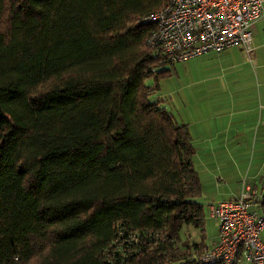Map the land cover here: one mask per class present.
I'll return each mask as SVG.
<instances>
[{
	"label": "trees",
	"instance_id": "obj_1",
	"mask_svg": "<svg viewBox=\"0 0 264 264\" xmlns=\"http://www.w3.org/2000/svg\"><path fill=\"white\" fill-rule=\"evenodd\" d=\"M164 2L0 0V264H202L173 63L137 22Z\"/></svg>",
	"mask_w": 264,
	"mask_h": 264
},
{
	"label": "crops",
	"instance_id": "obj_2",
	"mask_svg": "<svg viewBox=\"0 0 264 264\" xmlns=\"http://www.w3.org/2000/svg\"><path fill=\"white\" fill-rule=\"evenodd\" d=\"M250 31L249 59L238 46L200 55L203 61L226 65L225 73L210 68V89L192 88L190 93L181 91L172 96L167 93L162 105L189 129L195 148L193 167L201 184L197 201L207 202V206L232 199L244 177L245 183L258 190L257 211L264 214V14L250 25ZM217 80L232 85L235 94L222 99L217 96ZM207 217L204 242L209 247L215 241L217 221ZM191 233L192 237H187L183 232L189 240L199 239L197 230ZM259 239L264 244V229ZM234 264L249 263L237 260Z\"/></svg>",
	"mask_w": 264,
	"mask_h": 264
},
{
	"label": "built area",
	"instance_id": "obj_3",
	"mask_svg": "<svg viewBox=\"0 0 264 264\" xmlns=\"http://www.w3.org/2000/svg\"><path fill=\"white\" fill-rule=\"evenodd\" d=\"M264 14V0H165L160 8L137 19L150 23L146 46L169 63L218 53L238 46L249 59L250 25ZM241 180L230 200L208 204L217 221L214 243L200 255L202 264H264V214L258 213L259 192Z\"/></svg>",
	"mask_w": 264,
	"mask_h": 264
},
{
	"label": "rangeland",
	"instance_id": "obj_4",
	"mask_svg": "<svg viewBox=\"0 0 264 264\" xmlns=\"http://www.w3.org/2000/svg\"><path fill=\"white\" fill-rule=\"evenodd\" d=\"M203 60V56H198L186 59L184 61L174 62L173 64L168 65L172 69V74L169 77H165L159 80V90L157 91L156 96L162 101L167 93L172 96V94H179L181 91L190 93L192 91V88H194L195 90L202 87L204 91L206 89H210L213 83L212 80L207 79V76L211 75V73L209 72L210 68H215V73H217L220 68V73L224 74L226 70H223V68L226 65L219 64V61L217 60H215V62ZM203 63H205L206 66H203ZM215 65H217L218 67H214ZM145 83L151 84L152 81L151 79H146ZM223 84H225V81L222 83L220 82V80H217V84H215L216 87H214V93L218 91L216 95L221 99L223 97H232L235 94L233 86L225 84V87H223ZM200 203L203 204L205 228V225L207 226L209 222V218L207 217V202L205 203L201 200ZM185 231L188 236L192 237L193 233H191L192 229L190 227H184V229H182V232ZM204 231H206V229Z\"/></svg>",
	"mask_w": 264,
	"mask_h": 264
}]
</instances>
